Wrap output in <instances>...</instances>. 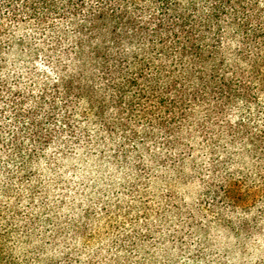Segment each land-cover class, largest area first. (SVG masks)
I'll use <instances>...</instances> for the list:
<instances>
[{"label":"trees","instance_id":"trees-1","mask_svg":"<svg viewBox=\"0 0 264 264\" xmlns=\"http://www.w3.org/2000/svg\"><path fill=\"white\" fill-rule=\"evenodd\" d=\"M194 139L264 163V0H0L1 195L31 201L41 161L179 164Z\"/></svg>","mask_w":264,"mask_h":264},{"label":"rangeland","instance_id":"rangeland-1","mask_svg":"<svg viewBox=\"0 0 264 264\" xmlns=\"http://www.w3.org/2000/svg\"><path fill=\"white\" fill-rule=\"evenodd\" d=\"M191 146L179 164L172 152L166 165L146 156L120 165L99 150L41 161L31 201L0 194L2 255L10 264H264V163L238 146ZM228 185L239 205L222 197Z\"/></svg>","mask_w":264,"mask_h":264}]
</instances>
